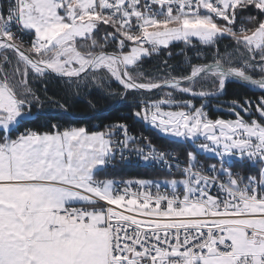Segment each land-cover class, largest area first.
<instances>
[{
  "label": "snow or ice",
  "instance_id": "1",
  "mask_svg": "<svg viewBox=\"0 0 264 264\" xmlns=\"http://www.w3.org/2000/svg\"><path fill=\"white\" fill-rule=\"evenodd\" d=\"M174 41L213 50L212 62L179 78L143 72ZM50 76L123 99L163 92L137 99L133 115L192 145L183 179L161 192L99 178L117 153L167 158L132 147L122 123L20 132L39 100L31 81ZM230 81L262 93L232 101L234 119L176 98ZM0 264H264V0H0Z\"/></svg>",
  "mask_w": 264,
  "mask_h": 264
},
{
  "label": "trees",
  "instance_id": "2",
  "mask_svg": "<svg viewBox=\"0 0 264 264\" xmlns=\"http://www.w3.org/2000/svg\"><path fill=\"white\" fill-rule=\"evenodd\" d=\"M100 36H104L103 30H101ZM228 43V40L221 42V53H223ZM109 49L112 48L110 47ZM213 56L214 51L207 49L205 46L197 44L195 47H189L178 41L170 44L167 48L161 49L158 54L146 57L142 64V70L153 76L168 73L170 76L179 78L190 72V65L203 64L205 62L211 63ZM253 76L256 78L260 77L259 72L257 71ZM30 86L39 97V100L32 105L30 115L19 125L20 132L25 130L49 132L55 131L56 128L63 131L73 127H85L90 132L106 131L107 127L119 122L129 124L130 131L135 136H145V141H148L153 146L173 150L185 159L187 153L192 151V145L189 142L162 136L154 128L133 115L137 110V99L145 96L157 99L163 96L160 94L161 92L154 94L137 93L135 98L129 95L125 101H122L121 96L108 95L94 89L91 85L87 89L81 88L79 91L75 88L69 89L65 80L56 76L32 80ZM111 91L114 93L120 92L121 87L113 81L111 82ZM261 95V91L256 87L238 81H230L221 94L208 97L206 101L201 103L199 99H195V106L203 105L204 109L209 110L214 118L220 116L228 119L232 116L214 111L216 104L222 100L243 102L246 98L255 102ZM177 99L183 100L182 98ZM198 157L201 159L199 154ZM202 159H205L206 165L215 162L214 159ZM235 170L241 174L246 171L240 165H237ZM251 174H255V172ZM170 176L169 173L163 170L149 166L120 163L108 165L99 178L163 181L168 180Z\"/></svg>",
  "mask_w": 264,
  "mask_h": 264
},
{
  "label": "built area",
  "instance_id": "3",
  "mask_svg": "<svg viewBox=\"0 0 264 264\" xmlns=\"http://www.w3.org/2000/svg\"><path fill=\"white\" fill-rule=\"evenodd\" d=\"M116 124H121V123H119V122L114 123V125H116ZM122 124L127 125L128 134L130 136L136 138V143L134 145H132V147H137V148L143 147L145 149V152L147 153L149 151V145H151V147H154L157 150V152H164V153H167L168 155H167L165 162H163V163L160 162L159 160H157V161H150L148 164H145L143 162L142 158L140 156H138V154L136 152L125 151L123 153V157H124L123 159H121L120 153H117L116 158L114 160H112L109 163V165H117L120 163H130V164H134V165H138V166H149V167H152V168H155L158 170H163V171L169 173L171 176L168 180H163V181L162 180L161 181L160 180H153V179H117L115 181H118V182L119 181H124V182L148 181V182H152V184H153V187L151 189L152 191H156V188L154 186L155 184H159L161 192L172 191L171 187L168 185V182L171 181L172 179H183L181 172H180V169L185 166L186 159L184 157H182L180 154H178L177 152L170 150L168 148H161V147L153 146L148 141H145L146 140L145 136L141 137V136H135L134 134H132L130 131V128H129V124H127V123H122ZM145 124H147V123H145ZM107 129H108V127H107ZM117 138H122V134L120 136H113L114 140ZM199 156L201 157V159H200L201 165H206L205 159H202V158L211 159V160L213 159L210 153H199ZM177 165H179V167H177ZM133 190H135V185H134Z\"/></svg>",
  "mask_w": 264,
  "mask_h": 264
},
{
  "label": "rangeland",
  "instance_id": "4",
  "mask_svg": "<svg viewBox=\"0 0 264 264\" xmlns=\"http://www.w3.org/2000/svg\"><path fill=\"white\" fill-rule=\"evenodd\" d=\"M102 34V33H101ZM174 42H178V41H174ZM174 42H171L170 44H172V43H174ZM169 44V45H170ZM109 51H112V49H109ZM201 87H203V89L206 91V92H211L212 94H210V95H207V96H205V97H200V96H192V95H184V94H181V93H179V92H177L176 93V98H182L183 100H185V101H191L192 102V104H194L195 105V99H199L200 100V103L201 102H203V101H206V99L208 98V97H214V96H217V95H219V94H221V93H216L213 89H210L209 87H208V85H198L197 86V91H200L201 90ZM165 91H167V90H165ZM161 95H163L164 93L163 92H161L160 93ZM149 98L151 97V96H148ZM185 98H187V99H185ZM152 99H155V98H152ZM121 100L122 101H125L126 99H123L122 97H121ZM232 101H226V100H222L220 103H218V104H216L215 105V109H214V111L215 112H217V113H223V114H227V115H229L230 116V113H229V111H228V108H229V105H230V103H231ZM199 103V104H200ZM201 106V105H200ZM199 106V107H200ZM205 110V109H204ZM211 117H212V115L210 114V111L209 110H205ZM31 112V111H30ZM218 117H220V116H218ZM212 118H214V117H212ZM234 119V117H229L228 119ZM168 138H172V139H178V138H174V137H171V136H167ZM178 140H181V139H178ZM183 141V140H182ZM106 179H108V178H106ZM109 179H113V180H115V178H109Z\"/></svg>",
  "mask_w": 264,
  "mask_h": 264
},
{
  "label": "water",
  "instance_id": "5",
  "mask_svg": "<svg viewBox=\"0 0 264 264\" xmlns=\"http://www.w3.org/2000/svg\"><path fill=\"white\" fill-rule=\"evenodd\" d=\"M254 78H255V79H259L260 77H259V78L254 77ZM241 83H243V82H241Z\"/></svg>",
  "mask_w": 264,
  "mask_h": 264
},
{
  "label": "bare ground",
  "instance_id": "6",
  "mask_svg": "<svg viewBox=\"0 0 264 264\" xmlns=\"http://www.w3.org/2000/svg\"><path fill=\"white\" fill-rule=\"evenodd\" d=\"M162 136H166V135H162Z\"/></svg>",
  "mask_w": 264,
  "mask_h": 264
},
{
  "label": "crops",
  "instance_id": "7",
  "mask_svg": "<svg viewBox=\"0 0 264 264\" xmlns=\"http://www.w3.org/2000/svg\"><path fill=\"white\" fill-rule=\"evenodd\" d=\"M90 132V131H89ZM93 132V131H92Z\"/></svg>",
  "mask_w": 264,
  "mask_h": 264
}]
</instances>
